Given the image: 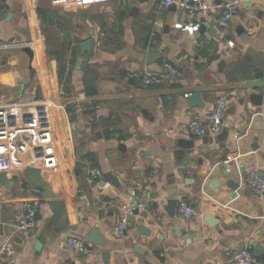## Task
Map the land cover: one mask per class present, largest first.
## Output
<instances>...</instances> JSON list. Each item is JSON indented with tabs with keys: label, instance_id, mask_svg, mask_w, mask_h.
I'll use <instances>...</instances> for the list:
<instances>
[{
	"label": "crops",
	"instance_id": "obj_1",
	"mask_svg": "<svg viewBox=\"0 0 264 264\" xmlns=\"http://www.w3.org/2000/svg\"><path fill=\"white\" fill-rule=\"evenodd\" d=\"M162 1L0 0V105L54 102L48 118L29 113L20 130L0 140V157L14 164L0 173L11 178L0 183V240L15 248L14 262L0 264H234L244 247L264 264V195L250 188L254 171L264 177V87L243 88L256 73L264 80V0H242L227 32L215 19L228 0H205L212 9L197 18L208 28L201 35L176 29L188 20L177 5L160 16ZM89 40L92 54L79 69L80 46ZM150 52L163 59L149 65ZM165 64L181 77L157 87L133 78L163 72ZM87 80L96 95L87 96ZM198 88L203 108L185 97ZM221 98L226 129L191 135L190 123L208 126ZM182 140L196 150L179 148ZM93 168L102 176L90 184ZM181 201L197 210L192 220L179 213ZM25 202L36 206V225L18 231ZM134 203L144 208L132 210L118 238L122 208ZM94 229L104 247L89 244L88 254L66 248L69 239L86 242Z\"/></svg>",
	"mask_w": 264,
	"mask_h": 264
},
{
	"label": "built area",
	"instance_id": "obj_2",
	"mask_svg": "<svg viewBox=\"0 0 264 264\" xmlns=\"http://www.w3.org/2000/svg\"><path fill=\"white\" fill-rule=\"evenodd\" d=\"M73 2V0H65ZM115 0H91L95 5L113 3ZM126 1V0H121ZM242 0H228L219 7V13L215 19V25L227 32L231 27V21L236 14ZM177 5L187 12L188 20L186 23H179L176 29L186 31L189 35H194L200 29V24L197 21L199 15H207L212 7L205 0H190L176 3L174 0H163L161 2L159 15H163L164 10ZM232 44V42H230ZM29 45V44H25ZM181 72L179 68L171 64H165L164 71L158 73L142 72L134 73L133 78L141 81L142 84L148 87H157L162 85L167 79L179 78ZM189 95H186L187 98ZM227 99L221 98L218 100L215 109L206 117L208 126H205L200 119L193 120L189 125V132L195 137H203L207 134L217 136L221 134L227 127L226 111ZM54 108L52 100L34 101L30 103H11L0 105V140H8L13 136L12 130H20L29 113L35 116V119H46L50 116L51 110ZM230 160V159H229ZM14 170L13 161L6 156L0 157V173L11 172ZM102 172L98 169L89 170V183L93 184L95 180L101 178ZM144 184H148V179L144 180ZM250 188L255 195H264V177H260L256 171L252 173L250 180ZM138 207L143 209V204H138ZM24 213L19 219L15 228L19 230H30L36 225V206L32 202H25L23 205ZM122 216L115 227V236L120 238L125 235L130 225V217L132 209L128 206L122 208ZM179 213L186 220H192L197 215V210L181 201L179 204ZM66 248L69 251L88 254L91 252V246L80 239H69L66 243ZM15 248L12 243L0 240V259L5 258L11 263L14 262ZM234 264H257L256 258L249 247H244L237 251L233 258Z\"/></svg>",
	"mask_w": 264,
	"mask_h": 264
},
{
	"label": "water",
	"instance_id": "obj_3",
	"mask_svg": "<svg viewBox=\"0 0 264 264\" xmlns=\"http://www.w3.org/2000/svg\"><path fill=\"white\" fill-rule=\"evenodd\" d=\"M206 31H208L207 27H201L199 29V31L197 32V34L201 35L204 34ZM211 34H214V32L212 31ZM93 41L89 40L86 42H83L80 46L81 48V57L78 60V65H79V69L84 67V65L87 63V59L89 58V56L92 54V48H93ZM163 59V54L162 53H158V52H150L148 54V64L151 65L153 63L159 62ZM262 72L261 73H256L255 74V80L254 81H250V82H246L243 84V88L247 89V90H253V89H257V88H263L264 87V80H262ZM201 92H203V90L201 88H198L197 90H194L192 93L189 94V96L187 97V101L189 102L191 107H195V108H203L204 104L203 102H201V98H200V94ZM254 100H256L257 102H260L261 97L260 96H254ZM227 139V133H224L222 135H220L218 137V140L221 142H225ZM179 148L186 150V151H191V150H196V146L194 142L191 141H185L182 140L181 142H179ZM191 158L186 157L183 162L186 164H189ZM182 165V164H181ZM32 172H35L33 170H29ZM225 177L229 178L231 176V172L229 170H225ZM7 173H2L0 174V183L2 180H5L6 178H10V176ZM228 186L233 189V190H237L238 189V185L235 183L234 180L229 179L228 180ZM182 196V194H180ZM169 204V212L171 213V215H173V213L175 212V209L177 207L178 204V200L175 199H171L168 201ZM131 209L135 212L138 211V204L134 203L131 205ZM208 222L210 225L215 224V221L212 220V218L208 215ZM140 231L143 235H149V231L144 228L143 226L140 227ZM99 236V231L97 229H94L93 232L88 236V238L86 239V243L87 244H92L98 247H104L105 246V242H103L102 240L98 241L96 240L97 237ZM136 252L138 253H143L142 248L137 247ZM103 255V259L105 262H108L110 259V254L107 251H104L102 253Z\"/></svg>",
	"mask_w": 264,
	"mask_h": 264
},
{
	"label": "trees",
	"instance_id": "obj_4",
	"mask_svg": "<svg viewBox=\"0 0 264 264\" xmlns=\"http://www.w3.org/2000/svg\"><path fill=\"white\" fill-rule=\"evenodd\" d=\"M85 92L87 96H94L97 94L96 86L94 84V81L87 80ZM68 113L73 115V108H67Z\"/></svg>",
	"mask_w": 264,
	"mask_h": 264
}]
</instances>
